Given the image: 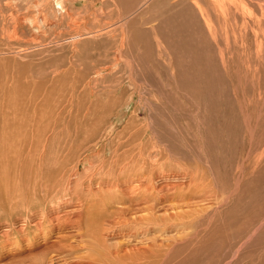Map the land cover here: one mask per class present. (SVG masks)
<instances>
[{
  "label": "rangeland",
  "instance_id": "374dc122",
  "mask_svg": "<svg viewBox=\"0 0 264 264\" xmlns=\"http://www.w3.org/2000/svg\"><path fill=\"white\" fill-rule=\"evenodd\" d=\"M0 53V192L12 134L51 135L50 157L69 161L114 128L106 148L151 147L215 197L173 264H264V0H0Z\"/></svg>",
  "mask_w": 264,
  "mask_h": 264
},
{
  "label": "bare ground",
  "instance_id": "6f19581e",
  "mask_svg": "<svg viewBox=\"0 0 264 264\" xmlns=\"http://www.w3.org/2000/svg\"><path fill=\"white\" fill-rule=\"evenodd\" d=\"M60 7L56 3V8ZM124 21L120 20L116 26L122 28ZM206 24L213 27L209 20ZM105 29L78 33L70 39L75 41L83 36L100 35L106 32ZM20 52L17 49L5 54L18 55ZM27 115L14 113L5 118L14 123L11 125L14 132H20L24 129L19 124L25 122ZM102 130L94 136L98 139L88 143L69 161L50 157L46 145L51 135H43L45 139L41 143L40 132L36 135L34 131L24 130L21 137L15 133L10 136L14 143L6 144L9 149L5 152L6 168L10 169L8 174L5 173L7 191L0 192V264H173L186 256L185 251L190 245L196 244L197 232L192 223L211 209L215 198L205 192L200 176L198 179L185 171L166 169L168 162L160 161L157 151L151 147L146 151L137 148L135 155L122 157L125 153L120 155L115 147L110 149L108 145L106 148L109 137L116 136L114 128ZM93 160L97 161L93 163ZM214 230L220 234L221 230ZM217 242L223 244L218 239ZM215 244L213 248H216ZM223 248L219 247L222 251Z\"/></svg>",
  "mask_w": 264,
  "mask_h": 264
}]
</instances>
